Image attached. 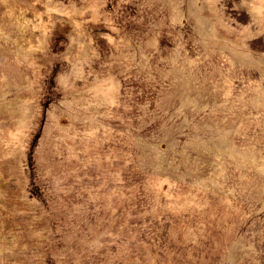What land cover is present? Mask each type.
<instances>
[{
    "label": "rangeland",
    "instance_id": "obj_1",
    "mask_svg": "<svg viewBox=\"0 0 264 264\" xmlns=\"http://www.w3.org/2000/svg\"><path fill=\"white\" fill-rule=\"evenodd\" d=\"M0 264H264V0H0Z\"/></svg>",
    "mask_w": 264,
    "mask_h": 264
}]
</instances>
